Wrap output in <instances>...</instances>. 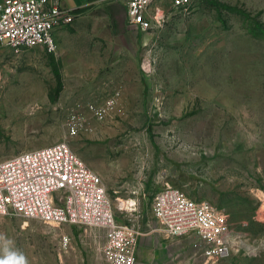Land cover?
Returning a JSON list of instances; mask_svg holds the SVG:
<instances>
[{
  "label": "rangeland",
  "instance_id": "obj_1",
  "mask_svg": "<svg viewBox=\"0 0 264 264\" xmlns=\"http://www.w3.org/2000/svg\"><path fill=\"white\" fill-rule=\"evenodd\" d=\"M155 6L146 30L117 35L89 15L58 31L55 53L0 48V161L63 140L119 220L120 200L134 202L139 237L161 247L151 264H264V0ZM114 94L99 119L89 106ZM165 185L226 213L229 254L207 258L194 233L159 230L151 203ZM103 241L101 228L0 214V264H105Z\"/></svg>",
  "mask_w": 264,
  "mask_h": 264
},
{
  "label": "built area",
  "instance_id": "obj_2",
  "mask_svg": "<svg viewBox=\"0 0 264 264\" xmlns=\"http://www.w3.org/2000/svg\"><path fill=\"white\" fill-rule=\"evenodd\" d=\"M126 22L141 30L151 27L159 9L156 0H121ZM175 7H186L198 0H169ZM74 12L61 0H3L0 2V47L18 53L40 47L55 53V30L70 24ZM116 94H118L116 92ZM117 106V96L108 97L100 106L90 105L102 119ZM80 122L67 124L68 133L77 132ZM134 202L120 200L119 209L127 216L119 220L113 212L99 174L90 168L61 140L18 152L0 161V214L36 218L48 224H73L101 228L104 232L102 254L105 264H135L141 230L132 211ZM151 210L159 230L175 238L194 233L207 258L223 257L232 249L226 213L206 199L186 195L180 188L165 185L152 199ZM67 248L70 239L60 237Z\"/></svg>",
  "mask_w": 264,
  "mask_h": 264
},
{
  "label": "crops",
  "instance_id": "obj_3",
  "mask_svg": "<svg viewBox=\"0 0 264 264\" xmlns=\"http://www.w3.org/2000/svg\"><path fill=\"white\" fill-rule=\"evenodd\" d=\"M1 1L3 0H0V2ZM61 1L66 8L71 9L74 12L72 22L76 19H83L84 17H88L89 15H100L102 17L101 18L102 22L105 23V25H107V27L114 34L117 35L124 32L126 26L128 25L125 16V5L124 2L121 0H61ZM60 29L61 28L55 30V38L57 44H58L57 33ZM0 48H7V47H0ZM158 246L159 243L157 238L155 237H150V238L139 237L135 252V264H151L150 250H160L161 247Z\"/></svg>",
  "mask_w": 264,
  "mask_h": 264
}]
</instances>
